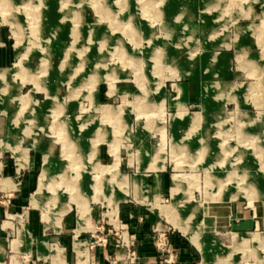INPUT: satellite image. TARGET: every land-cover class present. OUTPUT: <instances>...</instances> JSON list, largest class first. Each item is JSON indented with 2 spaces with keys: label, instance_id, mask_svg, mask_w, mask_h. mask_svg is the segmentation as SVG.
Wrapping results in <instances>:
<instances>
[{
  "label": "rangeland",
  "instance_id": "rangeland-1",
  "mask_svg": "<svg viewBox=\"0 0 264 264\" xmlns=\"http://www.w3.org/2000/svg\"><path fill=\"white\" fill-rule=\"evenodd\" d=\"M23 1L12 0L9 8L22 27L13 22L12 30L5 25L9 30L4 46L14 48L15 53L6 65L10 69L0 71V139H4L0 154L8 150L4 156L16 160L18 168L29 159L35 164L38 184L30 200L35 205L31 229L21 225L24 220L19 211L7 246L19 226L25 239L21 246L20 241L13 242V249L6 246L2 264H21L22 259L37 264H96V241L112 245L110 264H133L140 240L153 246L162 260L174 252L167 231L198 249L201 258L197 254L190 264H264V139L259 138V132L264 138V127L258 125L259 119L264 122V107L256 102L258 94H249L244 105L256 112L250 121L255 119L257 124H238V108L230 104L224 111L228 123L222 128L208 127V138L220 144L219 156L223 150L226 162L233 160L229 169L221 164L224 159L216 169H206V154L196 165L173 167L169 113L174 111L165 101L159 103L166 79L174 77L167 75L173 65L167 54L194 50L188 47L186 51L183 43L192 47L199 39L217 43L226 37L230 45L243 24L255 20L257 30L247 29L241 41L247 45L249 33V45L264 50V0H28V6L25 3L17 9ZM6 6L0 0V21L9 22ZM45 10L50 21L64 28V42L60 40L62 47L67 43L64 54L55 53L59 45L41 38L37 16ZM88 22L92 26L81 27ZM207 22L212 27L205 26L201 34L199 27ZM25 47L29 48L21 52ZM30 52L32 59L27 60ZM191 61L176 62L190 67ZM58 66L70 68L63 75ZM261 76L264 79V73ZM185 132L182 129L180 136ZM143 139L157 146V155L163 156L159 171L163 186L156 203L150 190L154 171L136 169L138 158L149 159L150 153L145 156L139 147ZM74 144L79 149L73 150ZM198 148L195 140L186 155L179 156L192 161ZM126 158L131 160L130 169L124 167ZM174 172L190 176H173L176 193L172 195ZM139 173H147L146 190ZM180 185L191 190L188 196ZM12 187L10 179L3 180L2 188ZM142 193L147 200L135 197ZM236 203L237 210L245 209L253 219L245 229L233 224L238 216L233 210ZM124 204L128 210L133 208L131 216L121 215L118 207ZM61 207L67 210L71 225L56 239L51 231L58 228L54 216ZM91 207L106 215L93 220L92 227ZM94 225L96 232L85 231ZM34 226L42 228L43 234L35 232Z\"/></svg>",
  "mask_w": 264,
  "mask_h": 264
},
{
  "label": "crops",
  "instance_id": "crops-1",
  "mask_svg": "<svg viewBox=\"0 0 264 264\" xmlns=\"http://www.w3.org/2000/svg\"><path fill=\"white\" fill-rule=\"evenodd\" d=\"M3 1H5L7 4L6 7L10 15V21L9 22L3 21L2 18L0 21V44L3 46L0 48V71L10 69L6 65L13 59L15 53L14 48L9 49L7 46H4L7 41L8 30H9L5 25H11L12 30H13V26H12L13 22L15 26H18L19 28L22 27V25L14 19V16L10 12L9 8L10 5H12L13 3L12 0H3ZM27 2L28 0H25L21 4L16 5L17 9L18 7H22V6L24 7V5L27 4ZM64 5L65 4H63V6ZM172 7L174 8V6ZM186 7L190 8V6H187V4ZM37 17H38V29L40 30L41 38L42 39L48 38L50 39V41H53L55 45H59L61 48H59L60 50L56 51L55 53L60 54L59 52L62 51V53L64 54L65 52L63 48L67 47V43L65 44L64 47H62L60 44V40L64 42V40L61 39L62 36L64 35L63 33L64 28L59 27L61 24L50 21L51 20L50 14L48 11L46 12V10L41 11ZM40 19H43V22L40 21ZM89 23L90 22H88L86 25H83L81 27L86 28L89 27L88 25L92 26V24ZM209 23L207 22L200 25L199 32L201 34H202L201 30H203L205 26L208 25L209 27H212L211 24ZM255 24H256L255 20H248L246 23H244L243 24L244 26L240 29L241 32L240 35L238 32L234 39L235 42H230V45H229V41L226 40V37L224 39H221V42H217V43L208 42L206 39H202V40L199 39L198 42L194 41L192 43L193 44L192 47H190L191 45L186 44V42L183 43L186 51L188 47H189L188 49H193L194 47L193 51L191 52L187 51L185 55H181L179 53H174V52L167 54L166 58L169 60L170 65L171 62L173 61V65H171L172 67L169 69L167 75L174 77L166 79L167 80L166 87L163 86L162 91L159 92L160 93L159 103H161L162 101L164 105V101H165L166 106L174 111L169 113V130L171 134L170 136L172 138L171 141L173 142L172 155L170 160H171V165L173 167H176V165L178 164L179 165L183 164L180 167H187V166L190 167L196 165L198 159L203 154H206L207 156V160L204 165L206 169L212 167L216 169V167H218L220 163L224 161L225 162L221 164L222 165L227 164L228 166L225 165L226 169L232 167L233 160L232 162L231 161L226 162V155L224 154L225 151L222 150L223 154L219 156L218 153L219 150L217 149V146L218 148H220L219 147L220 144L208 138V127L212 124V125H216L217 128H222L224 124L228 123V121H225L224 119V111L227 105L230 104H232L235 108H238L237 111V115L239 118L238 124H240L241 126L249 122L250 118H254L253 114H255L256 112L249 110L246 107L244 108V105L246 104L245 103L246 97L248 98L249 94L255 95V93H257L258 95L256 98L257 99L256 102L261 107H264V94H262L264 90V79L261 76L262 73H264V70L261 69L262 66H264V50L260 48L258 49V47H255L253 45L251 46L249 45V42L251 40V36L249 33H247L246 36V41L248 42L247 45H244L241 41L243 40L242 34L245 31H247V29H250L252 33L254 29L257 30L258 27L253 28L255 27ZM73 41L69 43H73ZM27 48L25 47L20 51L24 53L26 52ZM197 48H199L198 53L196 52ZM15 51L17 53L16 47H15ZM62 53H61V57L64 56ZM31 54L32 52L28 54L27 60L32 59ZM64 58L65 56L63 57V59ZM177 60L178 61L193 60V61H191V66L189 67L186 64L182 65V63L180 62H178L177 64L176 62ZM17 61L18 60H16L14 64ZM68 62L71 61L69 60ZM60 64L62 65L63 63H59V65ZM177 65L179 68H177ZM58 67H59V72L63 75H66L67 74L66 69L70 68L69 66H67L66 69L63 70V68H61L63 67V65L61 67L60 66ZM163 85H164V81H163ZM263 112H261L260 114H262ZM259 120L260 121L258 125H262L264 127L263 119L261 118ZM250 122H254L257 124L255 119H253ZM182 129H186L184 137L180 136V132L182 131ZM159 133L160 135H162L163 129H160ZM255 136L257 138L256 134ZM259 138L264 139L262 137V132H259ZM0 140H4V139H0ZM195 140L199 142L200 148H198L197 152L195 153V158L192 161H185L180 156L182 154L186 155L185 154L186 150L190 148V145H192ZM147 143L146 140L143 139V141L139 144L140 145L139 147H141V152H143L145 156H147V154L150 153L149 159L144 160L138 158L139 159L138 166L136 169H139L140 171L141 170L154 171L153 173H151V177H150V190H151V195L154 198V203H156L158 194L160 192V188H162L163 186L162 178L160 177V173H159L161 168L164 166L162 163L163 156L157 155L158 152L157 146L153 145L150 142ZM212 145L214 146L212 147ZM79 147L80 145H77L76 147V145L74 144L73 150H76L75 148L79 149ZM216 149L218 151H216ZM6 151L8 150H4L0 154V174H1L0 176V198H1L0 200V264H2L5 259L4 251L7 246V242H6L7 235L9 234V231L12 228V224L15 223L13 221V218L15 215H18L19 211L20 213H22L24 220V222L21 223V225L23 226V224L24 225L27 224L28 228L31 229L30 221H32V219L35 216V210H33L35 205L31 204L30 200L32 194L36 191L38 184V179H36L34 176L35 164L33 163L32 165V162L28 159L24 167L18 168L16 164V160L14 162L12 159L6 158L4 156V153ZM73 155L75 154L73 153ZM86 155L88 157L89 155H91V153H87L85 154V156ZM223 159L224 161H222ZM80 160L82 161L83 159ZM83 161L82 164H85L86 166V164L88 163H86L85 160ZM14 163L16 165H14ZM123 164L125 169H130L129 166L131 165V160L129 158H126ZM121 174L124 176L128 175L126 173H121ZM216 174H217L216 185L219 187L220 186V184H218L219 174L218 172ZM174 175L190 176V174H183L179 172H174L173 174H171L170 191L172 192V195L176 193V192L173 193L174 190L173 188L175 186L173 183ZM146 177H147V173L138 174V178L140 179V185L144 190L148 188V184H149ZM8 179L11 180L12 184L15 187L2 188L3 180H8ZM181 186L182 187L184 186L185 194L188 196L191 190L188 189L187 185H180L179 187ZM135 197L139 199L145 198L147 200L148 196L142 193L138 196L135 195ZM204 198H205V194L202 199V202L204 201ZM172 202H173V197L171 199V203ZM128 208L129 207L126 204L118 207V209H121V215L124 214V216H131L133 208H131V206L129 210ZM110 210L111 209H109L108 212H110ZM233 210L238 214L237 218H234L235 222L233 224L241 229H245L249 227L248 223L249 222L251 223L253 219L252 217L246 214V210L245 209H240V211L237 210V203L234 204ZM90 212H91V216H90L91 227L93 226L92 224L93 220L98 221L99 219H103L104 216H106L104 214V211H99L98 209H94L92 207L90 209ZM66 213L67 210L61 207L57 215L54 216L55 224L57 225L58 228L54 227V230H52L51 233L55 234L53 235V237H55L56 239L63 237L62 233L68 230L69 228L67 227L71 225L70 218L68 215H66ZM114 218L115 220L112 221H116V217L113 216V219ZM77 219L78 218H76V227L74 231L77 229V225H78ZM96 226L94 225L92 229H87L85 231L88 232L89 230H92L96 232L97 230ZM21 228H22L21 226L17 228V235L16 237L10 240V243L8 245L9 248L10 247L12 248V244L15 241H20V246L23 244L25 237L24 234L22 235V237L20 235ZM40 230L41 231H39L38 227L34 226L35 232L43 234L42 232L43 229L40 228ZM83 232H81V234ZM232 233H237V232H231V235ZM41 234H39V238L42 237ZM166 237L172 245L171 249L174 251V252L172 251L169 252L167 258L160 260V253L156 251L153 246H149L148 243L144 242L143 240L142 241L140 240V242L142 243L138 245L136 248L138 250L137 252L138 255L135 259L136 261L133 264H143V263L154 264L151 262H160V261H164L163 264H190V262L195 259L197 254L200 255L198 249L188 239L187 240L184 239L179 234L171 231L170 232L167 231ZM39 240L42 242L43 238ZM94 247L95 250L93 256L95 257L96 264H110L112 262L110 260L111 252H112V245L110 244V242L106 244V241L104 242L96 241ZM23 258L26 257L23 256ZM21 261L23 262L21 264H37V263H33L32 260L25 262V259H22Z\"/></svg>",
  "mask_w": 264,
  "mask_h": 264
},
{
  "label": "built area",
  "instance_id": "built-area-1",
  "mask_svg": "<svg viewBox=\"0 0 264 264\" xmlns=\"http://www.w3.org/2000/svg\"><path fill=\"white\" fill-rule=\"evenodd\" d=\"M104 239V238H103Z\"/></svg>",
  "mask_w": 264,
  "mask_h": 264
}]
</instances>
